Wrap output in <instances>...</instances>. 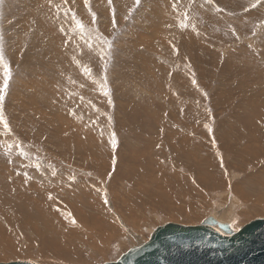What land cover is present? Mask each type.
<instances>
[{
  "label": "rangeland",
  "instance_id": "obj_1",
  "mask_svg": "<svg viewBox=\"0 0 264 264\" xmlns=\"http://www.w3.org/2000/svg\"><path fill=\"white\" fill-rule=\"evenodd\" d=\"M20 1H24V3L19 4L18 2ZM31 1L0 0V37H2V40H0V49H2L3 54V64L0 65V89L3 90L2 92H0V95H2L3 97L2 99H0V115H2L4 119L9 122V125L12 129L11 133H5L3 131L2 125H0V229H5V231L6 229H8V231L12 233L10 238L11 242H15V245H12L14 248L10 245V247L15 250H13L14 255H10L9 253V255H6L5 257L0 256L1 258H4L1 259L0 263H8L18 260H31L36 262L37 264H40V262L44 261L54 262L56 264H105L116 260L121 253L124 254L125 252H127L129 250V247L139 246L141 245V243L147 241L150 237V230H154L155 228L163 226L165 225V223H173L167 222L170 218H168L162 211L152 210L151 208H147V206L145 208H142L141 206V213H135V215L138 214L146 220L149 219L148 224L141 226L142 228L140 230L136 228V225L132 224L131 226L130 224H128L124 231L125 235L123 237H119V240L114 239L107 244L108 250L106 254H94L95 258H93L92 260L83 257V252H76L74 253L75 256H72L71 258L67 254H65V256L64 254H61V251L63 249H71L70 247L66 246L68 244L69 246H73L75 243L76 247H74V245L73 248H77L78 251L84 248L83 251L87 250L88 252L89 250L86 247L92 244H87L86 241L88 240H86L85 238L77 239L76 237V239L72 238L70 242L62 238L61 242H58L59 240L56 238V242L58 243H54V240L53 242L52 240L50 241V239L48 238L49 232H46L48 233L47 235H45L46 233L39 232V229L44 230L45 224L43 223L42 218L37 216L33 211V208H35L33 204L43 201V199L38 196L39 193L36 192L37 190L32 192L34 190V185L36 184V186L40 188H38L39 190H41L43 193L48 194V197L50 194L52 198L54 197V201L53 199L48 198L47 205L49 208H58L63 205L61 207L63 211L65 208H68L66 203L68 200L69 203L79 202V204H77L78 208L81 207L80 209L82 210L85 209L88 212H92L91 209L87 210V205H82L80 203L81 198L75 197L74 194H52V186H54L55 182H49L47 175H45L46 173L42 170L38 174L40 170L39 168L41 167L40 165L32 167L33 163L44 162L48 161L47 159H49L50 166L53 167L54 170H57V168H61L60 163L56 162V158L51 155V152H49L50 149L47 145L53 148V144L54 146L63 144L61 140L65 139L64 136L66 132L58 133V135L57 133H55V136L53 135L55 139L52 140L51 138V130H54L51 126L54 125L60 130L61 126H58V124H60L61 121L59 120L60 122H57V120L63 115V117H66L67 115L70 118L73 117L77 121L82 120L80 122L81 126L83 127V125H85V128L83 127L82 131L86 132L88 135L91 134V132L93 133V131H87V128H95V132L97 131L96 133H99L97 134L98 138L101 137V140L98 142V144L102 146L110 145V148L113 147V165L115 166L116 171H118V169H120V167L122 166H125V164H127V166L133 164L130 161L124 162L122 160L125 156H127V158L129 159V153H132L131 149H129L131 147L127 148L126 146L140 142V144H144L147 141L146 138H151V135L149 133L157 132L156 134L160 136V139L163 140V138L167 136V132L168 134H172V132L174 131H179L178 133H180V139H177L179 140V142L184 136L187 137L188 132H186V130L188 128L185 129L184 124L187 125L188 123V127L189 125L193 124V122L191 123V121H194V118L193 116L191 117L190 112H187L191 109L193 110V114H195V116L200 113L203 116L206 115L204 117L205 119H203L204 121L206 120L204 124H207L209 126L207 134L208 142L209 139L212 141L208 143V146L212 147L214 154L218 156L220 162L227 160L231 161L232 163L233 158H231V156H237V154L235 153H237L239 150H241L242 152V149H249L251 145L248 140L252 135L255 141H253V138L251 139L254 142H252L253 147L251 148L254 149V151L256 152H254V154L257 157H254V154L252 156L247 154L248 156L245 155L243 158L246 163L251 159V161L257 160V168L255 165H252L253 162H249L250 167L248 168V170L257 172L259 171V174H261L259 177L264 176V0H211V2H208V0H192V3H189V0H187L190 6L193 5L192 7L195 8L197 6L196 9H198L196 10V14L193 19V16L190 17L191 13L188 11L189 9H185L183 2L177 5L178 12H174L171 6L172 0H165L166 3L168 1L167 6H169V10H171L170 14H172L167 15L165 13L164 17L165 19L166 16L168 17V19L172 17L171 22L173 23L171 24L172 26L170 25L172 32L177 31V28H179V25H177L178 18H176V16H182V13L185 10L188 11V15L191 18V20H188V23H190V27L192 26V28H189L191 32V34H189L193 39L191 44L189 45L190 48H187L185 41H180L176 34H171L172 37H169L168 34V36H165L164 39L167 38L168 40H170L168 43L171 49L175 45L178 46L180 42L183 45L181 50L182 56L179 57V53L175 52L178 48L176 46L174 47L173 51H169L171 55L169 54L167 60L164 61L162 60V58H160L162 56L160 47L157 49H152V53L150 49V56L148 55L149 58L146 59L147 61H144V59L142 58L143 60L141 62L136 56L139 53H145V51H147V44H149L151 41H157L160 44L161 41V37H156L153 32L150 33L148 31L149 33L147 35L142 33L144 29L149 28V26H146V24L148 23V15H150L147 14L146 10L142 9V6L145 5L144 2L149 1L148 5H146L147 8L150 7L152 3H154L158 4V7L156 9L158 10L160 6H163L162 8L166 6L165 1H161L160 4V1L158 0H140L139 6H136L134 0H112V5L110 7L108 4V0H90L88 8H91V10L95 12L97 16V23L95 25H92L88 8H85L84 11L82 10V12L84 13L83 15L81 14L80 10H78L79 4H77L76 1L75 3H73L72 0H69V5L72 2L73 7H71L74 10L76 9L75 12L77 18L86 26L85 32L81 34L79 30L76 29L70 14L68 16H65L63 11H61L59 15L57 14L56 6L61 5V0H52V9L48 4V8L46 7V10L51 13V16L54 13L53 18L57 20V23L53 20V24L49 25H53V28L56 29L54 30L59 32H56L57 34L54 35L56 38L48 35L51 29L46 25L39 24L37 20L25 16V9H28L27 7H29L30 9L34 7H32ZM167 6L166 8H168ZM112 8L115 9L116 15L117 24L115 28L112 27ZM129 8H134V11L131 13V15H129L128 13ZM139 11L141 12L140 14ZM204 12V15L207 16L205 17V19L202 17V14ZM125 16H128L127 20L125 19ZM155 17L159 19L160 15L159 18L156 15ZM62 18H64V20ZM215 18H217V20ZM68 21L69 23L72 22L70 24L74 25V32H67L68 30H66V25ZM61 27H65L64 31L66 33L64 31H60ZM141 28H143V30ZM93 29L97 30L95 32V35H99L102 38L100 43H97L92 39L93 48L95 49L96 55H92V53L89 54V48H86L88 47V45L85 44L90 39L89 32H91ZM136 30L139 32L142 31V36H145L144 39H140L141 41L139 40V35H137L135 32ZM168 30L169 29L166 28L165 32L169 33ZM57 36H62L63 42L65 41V39H70L69 41H67V46L65 45V42H61ZM75 36H77V41L73 38ZM52 39L56 41L55 43L59 42L58 45L62 46V52H65L66 49L68 50L63 54L64 62L60 64H57L56 61H51V58H49L47 46L48 44H51V42L53 41ZM57 39L59 41H57ZM103 41H107V43H103ZM128 42H130L132 46L128 47L127 45H125V47H123V44H128ZM143 42H145V44ZM100 44L103 45L102 48L100 47ZM72 49L74 52L75 50H78L77 53L79 52L80 55L82 51L83 57L85 55H90L91 60H93L94 62L97 61L96 65L91 68V75L89 77L85 78V76L82 74L81 67H78L76 63L77 59L74 60L73 57L75 56L71 55L70 50ZM84 50L87 52L86 54H84ZM125 50L128 51V53H125ZM98 51H103V59H100V56L98 55L99 53L97 54ZM172 54H174V57L172 56ZM169 57L170 59H168ZM182 57H184L185 59ZM30 59H33V62L31 66H28V64L30 63ZM159 59L161 60L160 62ZM172 59H174L175 61ZM180 62H184V65L190 66L188 69L190 71L186 72L185 69H182L179 72H176L174 75L175 68H173V66L179 64L183 65ZM79 63L81 66H86L85 60L81 62L79 60ZM154 63H157V65H155ZM171 63L175 64L172 65ZM5 65L8 67L10 73L8 76L6 87L4 85ZM25 65L31 68L30 70H27L29 72L25 71V69H22V67ZM163 68L166 71L162 76V73L160 72ZM32 70H35V72H33ZM173 76H175V78ZM193 78L196 80L195 85H193L192 83ZM73 81H75V83H73ZM81 85H83V87H81ZM17 87L19 89H16ZM22 89H26L27 92ZM38 89L42 91H35ZM105 92H107L108 95H105ZM167 92H172V95L171 93L169 94ZM39 93H41L42 96L39 95ZM81 97H83V99H81ZM119 103L130 106V110L128 111V113H131L129 114V116L128 114H124L123 111H120ZM153 110H155V113L160 116L159 124L154 123L156 122V118L148 119V117H146L148 116L147 114H149V111L151 112ZM174 116H176V120H173ZM53 118L54 120H52ZM133 118L136 122L140 123H143V119L145 118L147 120V123H149L148 125L144 123L145 125H147V129L145 128V130H143L145 132L142 133L140 131H137L141 133V135L137 138L134 136L135 132L133 131L134 127L132 124ZM184 119L186 121H184ZM32 120L36 121L37 128L38 126H40V128L35 129L36 127L33 126V123L31 124ZM49 122H52L53 124L50 125ZM202 124H194V128L202 130L204 134V130H207V128H204L203 130V127H201ZM163 127L164 129H162ZM250 127L252 128V131L248 132L250 130ZM39 129L40 131L42 130L41 132H38L42 138L40 142L39 139L33 138L37 134V130ZM31 130L32 134L31 136H28V132ZM138 130H141V128H138ZM101 132H104V136H100ZM183 132H186L185 135L183 134ZM198 135L196 132L195 136L193 135L194 139L197 138L198 143L204 145L205 142H203V135L200 136L202 140L201 138H198ZM113 136L115 137L116 141L115 146H113L111 142ZM81 137H83V139L88 142H93V140L91 139L87 140L83 135H81ZM166 138L167 137H165L164 139ZM177 140L175 142L176 144H184V147L182 148L189 147L186 142L182 143L183 139L180 143ZM13 142L15 143L14 145L12 144ZM46 142H52V145H45ZM213 143H215V145ZM9 144L11 145L9 146ZM224 146L225 149H223ZM203 149L204 152L206 151L207 147ZM99 150H101L100 147ZM13 151L15 152V154ZM21 152L25 153L28 159L22 163L18 158L19 156H21ZM236 156L234 157L236 158ZM29 157L36 162H29ZM144 163L145 162L134 163V165L139 166L140 174L146 173V170H144V168L146 167ZM16 165H19L20 167L17 166L16 168ZM21 166L26 167L28 171H21V169L23 168ZM13 167L16 169L15 172H13L15 170ZM10 168L13 169L11 171V175L8 176L9 174L6 173V169ZM32 169L36 171L38 177L35 172H32ZM61 169L63 170V172L59 171L61 176L58 174V177L56 176V171H49L51 174L55 173L53 175L57 177V180L60 179L59 181H56L55 184L57 185L54 186L55 188L59 189L65 187L71 189L72 187H76V185L81 183L78 182L81 180V178H84L85 180L94 179V181H96L95 183L97 185H100L98 190L103 196V200H108L110 198L107 204L103 202L106 207L112 208L110 209V214H113V217L116 220H119V218L128 215V213H126V209L121 205V200L119 201V199H126L125 201L128 202L130 198L129 196L126 197L125 195L129 194V192H133L134 187L133 185L127 183V180L123 175H119L118 173L114 175L115 171L112 170L109 177H104V175H99L96 170L91 169L96 172L85 171L81 173V171H79V174H77L72 171V175H66L67 177L65 178L63 174L68 173L69 170L68 168L67 170H65V167ZM235 172H238V177L234 180L233 183L238 182L237 184L239 185V183H241L240 181L243 182L246 176L242 172ZM182 173H185V171ZM2 176H5V178H2ZM61 179L64 181H62ZM5 183L7 186H5ZM110 183L112 184L110 185ZM146 183H149V181H146ZM30 184L32 185L30 186ZM110 186L112 189L110 188ZM23 188H25V190ZM113 189L118 193L120 192V195L118 194L119 199L113 197ZM19 190L21 191V195H26L27 193L29 195L31 194L30 199L32 200L28 201L26 197L17 198L15 195H18ZM105 190H107V194ZM121 191L123 192V194ZM254 191L255 192L254 194L252 193V196H264V191L261 190V193L259 190ZM210 192L208 191L205 195H202V199H196V203L200 205L198 207H202L203 209L201 208V211H204V213L200 211L201 214L199 216L213 212L212 206H215L219 201L217 195H214L216 191ZM217 192H222V190H217ZM237 196L239 198V195ZM145 197L142 199L143 201H148L152 196L149 195L147 196L148 198ZM19 203L20 206L18 205ZM56 204L61 205L58 206ZM211 204L212 206H210ZM247 206L250 205L248 204ZM244 209H247V207ZM28 210H32L31 213ZM247 216L249 218L247 220L241 221L240 224L235 227L236 230L257 218H264L263 216L250 217L251 214H247ZM71 217L72 219L75 218L74 216ZM199 218L200 217H198V219H194V224H198V221L200 220ZM163 221L166 222L163 223ZM181 222L183 224L188 223L187 221L183 220H181ZM136 233H139L140 239L144 240L140 244L135 243L134 241L132 242L130 239V236ZM0 234L2 233L0 232ZM55 236L56 235H52V237ZM80 239H82V241H79ZM83 240L85 242H83ZM62 242L64 243L62 244ZM54 244L55 247H53ZM59 244L62 246V249H60L61 246H59ZM56 246L60 248H56ZM38 250H40V252ZM70 252H72V250H70ZM41 254L43 256H40ZM9 256L12 259L9 258ZM15 256L17 257L15 258ZM5 258H8V260ZM66 259H68L69 261Z\"/></svg>",
  "mask_w": 264,
  "mask_h": 264
},
{
  "label": "bare ground",
  "instance_id": "obj_2",
  "mask_svg": "<svg viewBox=\"0 0 264 264\" xmlns=\"http://www.w3.org/2000/svg\"><path fill=\"white\" fill-rule=\"evenodd\" d=\"M75 1L77 2V4H79L78 10H80L81 14L84 15V13L82 12V10L84 11V9L86 8L84 6V0H75ZM158 1H160V4H161V1L164 2L165 0H158ZM31 2H32V7L33 6L34 7L32 9H30L29 7H27L28 9H25V16L37 20L39 22V24L46 25L48 28L51 29V31H50V33H48V35L53 36L54 38H56L54 35L57 34V33H59V32L55 31L56 29L53 28L54 27L53 25L52 26H49V25L53 24V20L57 23V20L53 18L54 13L51 16V13L46 10L47 5L49 4L48 3L49 0H32ZM182 2L184 3L185 9L188 8L189 9L188 11L191 14L193 13L192 15L189 13L190 14V17L193 16L192 17V19H193L194 16H195V14H196V10H198V9H196L197 6H196V8L195 7H192L193 5L190 6L187 0H182ZM5 3H3V4H5ZM18 3L19 4H23L24 1H20ZM144 3H145V5H143V4H142L143 6L141 5L142 6V9L146 10L147 11V14H150V15H148L149 18H147V21H148L149 24L148 23L146 24V26L148 25L149 28L144 29V30H143V28H141L143 30V32L142 31L141 32L144 33L145 35H147L149 32L150 33L153 32V34L156 35V37H158V38L161 37V41H160V44L157 41H153V42L151 41L149 44H147V47H146L147 48V51H145L146 54L144 52H142V53H139L136 56L140 60V62L143 59L145 61L147 58H149V56H150L149 55L150 54L149 50L150 49H151V53H152V49H157V48H160V47H161L160 48V52H161L162 56L161 57L159 56V57L162 58V60H164V61L167 60V57L170 54L169 51H173L174 47L177 46V45H175V46H173L172 49L170 48V45L168 43L170 40H168L167 38L164 39V37L165 36H168V34H169V37L171 36V34H176V36L178 37V39H180V41H182V42L185 41L186 47L187 48H190L189 45L191 44V42H192L193 39L190 37L191 32H190V29L189 28H192V26L190 27V23H188V27L187 28L182 29V28L179 27V28H177V31H173L172 32V29H171V26H172L171 24L173 23V22H171L172 21L171 20L172 17L170 19H168V17L166 16V19L167 20L164 17V14L165 13L167 15H169L170 14V11H171V10H169V6H167L168 5L167 4L168 1H167V3L165 1V5L168 8H166V6L164 8H162L163 6L162 7L160 6V8H158V10H156L157 7H158V4H154V3H152L151 5L149 4L150 7L147 8L146 5H148L149 1H146ZM72 4L73 3L71 2L69 6L71 7ZM50 6H51V9H52V6L53 5H50ZM171 6H172V4H171ZM209 9H210V7H209ZM140 13L141 12L139 11V14ZM204 14H205V12L202 14V17L205 19V17H207V16L204 15ZM155 15L158 18H159V15H160V18L157 19L155 17ZM211 15H212V13H211ZM60 16H61V14H60ZM181 17L182 16H179V17L176 16V18H178L177 25H179L181 23V21H182V18ZM190 17H189V19L191 20ZM42 19H43V21H42ZM62 19L64 20V18H62ZM215 19L217 20V18H215ZM136 20H138V19H136ZM40 21H42V22H40ZM66 22H67V20H66ZM70 23H72V22H70ZM70 23L68 21V23L66 25L67 26L66 27V30H68L67 32H74V30H75L74 28L75 27H74V25H72ZM191 23H192V21H191ZM155 25H157V26H155ZM46 26H41V27H46ZM224 27H226V26H224ZM166 28L169 29L168 30L169 33L165 32V29ZM135 32H136L137 35H139V37H140L139 40L142 39V38L144 39L145 36H142L143 34L141 32H139L137 30ZM69 34H72V33H69ZM78 34H79V32H78ZM162 36H163V38H162ZM86 37H88V36H86ZM58 38H59V40L61 42H63V37L62 36H60ZM73 38H74V40L76 39V41H77V36H75ZM154 38H155V36H154ZM91 39L95 40L94 38H91ZM162 39H164V40H162ZM59 40L57 39V41H59ZM69 40L70 39H68V40L65 39V41H69ZM55 42L56 41L53 40L51 42L52 46H51V44L50 45L48 44V46H47L48 47L49 58H51V61H54V62L56 61L57 64H60V63L64 62L63 54L66 53L68 50L66 49L67 48L66 47L65 48L66 51L65 52H62L61 51L62 46L61 45H58L59 42L58 43H55ZM70 42H72V41H70ZM63 43H61V44H63ZM143 43L145 44V42H143ZM7 44H8V42H7ZM85 44H87V43H85ZM125 45H127L128 47L132 46V44L130 42H128V44H123V47H125ZM221 46H222V44H221ZM0 47H1V45H0ZM177 47L178 48L176 49L175 52H178L179 53V57H180V56H182L181 55L182 54V51L181 50H182V47H183V45L181 44V42L178 44ZM86 48H88V47H86ZM192 49H190V50H192ZM186 50H188V49H186ZM70 51H71V55L75 56V59H77L76 61H79L80 60V62H81V61L85 60L86 61V66H88L90 68H93V66L96 65V62L97 61L94 62L93 60H91V56L90 55H85L83 57L82 51H81V55L79 54V52L77 53L78 50L77 51L75 50V52H74L73 49H72ZM88 52H90L89 54L92 53V55H96V52L95 51H88ZM86 53L87 52L85 51L84 54H86ZM98 53H99V51L97 52V54ZM125 53H128V51L125 50ZM183 53H185V52H183ZM189 53H188V55H189ZM172 56L174 57V54H172ZM176 58H178V57H176ZM182 58H184V57H182ZM168 59H170V57ZM194 59H195V57H194ZM172 60H174V59H172ZM180 60H182V59H180ZM160 61L161 60L159 59V62ZM32 62H33V59L32 60L30 59V63L28 64V66H31L32 65ZM44 62H46V61H44ZM180 63H182V62H180ZM154 64L157 65V63H154ZM162 64H164V63H162ZM173 64H175V63H173ZM183 65H180L179 64V65L173 66V68H175L174 69V75H175L176 72H179L182 69H185L186 72L187 71H190V70H188L190 66H186V65L183 66ZM156 67H160V66H156ZM22 69H25V71H27L28 69L30 70L31 68L30 67H27V65H25V66L22 67ZM165 71L166 70L164 68L161 70L160 73H162V76H163V74H164ZM27 72H29V71H27ZM33 72H35V70ZM173 77L175 78V76H173ZM157 79H158V77H157ZM41 84H42V82H41ZM16 89H19V88L17 87ZM40 89L35 90V91H42ZM22 90H25L27 92L26 89H22ZM43 90H44V88H43ZM167 93H169V94L171 93V95H172V92H167ZM36 95H37V92H36ZM39 95L42 96L41 93H39ZM52 104H53V102H52ZM119 108H120V111H123L124 114H128V116L131 113V112L128 113V111L130 110V106H127L126 104L119 103ZM190 108H191V106H190ZM155 112H156L155 110H153L151 112L149 111V114H147L148 116H146V117H148V119H150V118H152V119L153 118H156V120H155L156 122H154V123L159 124V117L160 116H158ZM187 112L188 113L190 112L191 113V117L193 116V118H194V121H191V123L193 122V124L192 125H189V127L191 126L190 128L188 127V123H187V125L184 124V128L185 129L188 128L186 130V132H188L187 133L188 135H187V137L184 136L183 138H181V140L182 139L184 140V141L182 140V143L183 142L184 143L186 142L187 145L189 146L188 148H182V147H184V144L182 145V144H176L175 143L177 139H180V136H179L180 133H178L179 131L178 132L177 131H174V132H172V134H168V132H167L166 133L167 136H165L167 138L164 139L165 138L164 137L163 140L160 139V136H158L156 134L157 132L156 133H149L148 132L151 135V138H149V139L146 138L147 141L144 144H140L141 143L140 142V143H133V144H130V145L126 146L127 148L128 147H131L129 149H131L132 153H129L130 154L129 159L127 158V156H125V157H123L122 160L124 162L125 161H127V162L130 161L133 164L132 165H128V166H127V164H125V166H122V167H120V169H118L119 172L116 171V168L113 165V159H114L113 158L114 157V151L112 150L113 147L110 148L109 147L110 146L109 144H108L109 146H106V145H103L102 146V145L98 144V142L101 140L100 139L101 137L98 138L97 134H99V133H96L97 131L95 132V128H91V129H89V127L87 128V131L88 130H92L93 131V133L91 132V134H89L90 135L89 136L86 132H83L82 131L83 130V127L85 128V125H83V127L81 126V123L80 122L82 120L81 121L80 120L77 121L75 118H73V117L70 118L68 115L67 116L65 115L66 117H63L64 115L61 116L60 118L58 117L59 119L57 120V122H60V121L62 122V123L60 122V124H58V126H61V129L60 130L57 127H55L54 125H52L53 124L52 122H49L50 125H52L51 126L52 129H54V130H51L52 131V133H51L52 134V137H51L52 140L55 139V137H54L55 136L54 135L55 133H57V135H58V133H65L66 132V134L64 136L65 139L61 140V142L63 144H59L58 143L59 145H55V146H54V144L52 145V142L51 143L50 142H46V144H45V145L51 144L53 146V148H52L51 146L49 147V145H47L48 148L50 149L49 152H51V155L56 158V160H57L56 162H59L60 163V167L61 168L65 167V170H67V168H68V170H69L70 173L69 172L68 173H64L63 176L65 178L67 177L66 175H72V171L75 172V173H77V174H79L78 173L79 171H81V173H83L85 171H92V172H96L97 171L99 175H104V177H106V176L109 177V175L111 174L110 172L112 170H114L115 171V174L114 173L113 174L116 175V173H118L119 175H123L125 177V179L127 180V183L133 185L134 191L133 192H129V194H126L125 195L126 197L129 196V198H130V200H128V202H127V201H125L126 199H119L118 198V194L120 192L118 193L117 191H115L113 189L114 190V192H113L114 196L113 197H115L116 199H119V201L121 200V205L126 209V213H128L127 216L121 217V218H119V220L118 219L116 220L113 217V214H110V209H112V208L106 207L105 204H103V202H104L103 196L100 194V192L98 190V188H99L100 185H97L95 183L96 181H94V179L85 180L84 178L83 179L81 178V180L79 179L80 181H78V182H81V183L78 184V185H76V187L75 186L72 187L71 189L65 188V187L59 188V189L58 188H55L54 186L57 185V184H55L56 181H59L60 180V179L57 180V177L60 175V172H63V170L61 168H57V170H54V168L50 166L49 159H47L48 161L38 162L37 163L36 161H34L33 159H31L29 157V162L30 161L31 162L32 161L36 162V163H33V164L31 163L32 164V167H36L38 165L41 166L39 168L40 170H39L38 174L42 170V171H44L46 173L45 175H47V178L49 179V182L50 181H52V183L55 182L54 183V186H52L53 188L51 187L52 188V194H59V195H61V194L63 195L64 193L66 195H72V194H74L75 197L81 198V201L80 200L79 201H80V203L82 205H84V204L87 205V210L88 209H91L92 210V212L91 211L88 212L85 209L82 210V209H80L81 207L80 208L77 207L78 206L77 204H79V202H77V203H75V202L69 203L67 199H66L67 200L66 203H67V207L68 208H65L63 211L61 209V207L63 205H61V204H56L58 206L61 205L58 208H56V207L49 208L48 205H47L48 204V198H49L48 197V194L43 193L41 190H39L40 188L37 187L36 184L33 182L35 185H34V190L32 192H34V191L37 190L36 192L39 193L38 196H40V198L43 199V201L40 202V203L33 204L32 202H34V201L31 202L35 206V208L32 207L34 213L37 216L41 217L42 220H43V223L45 224L44 230H46V231H44L42 229H39V232H41V233L49 232L48 238L50 239V241L52 240V242L54 240V243L61 242L62 239H66L68 242H70L72 240V238H75V237L77 239L78 238H82V239L85 238L86 240L89 241V242L86 241L87 244L88 243H90V244L92 243L89 246L85 245V246H87L86 248L89 250V252L87 250H84L83 251L84 248H82L79 251H78L77 248L76 249L73 248V246L75 245V243H74L73 246L71 244H70L71 246H69V244L66 245V246H68V247L71 248L70 250H72V252H70V250H69L68 247H67L68 249H63L62 251L61 250H58V251H61V254H64V256H65V254L69 255L70 258L72 256H75L74 253H76V252H83L82 253V256L83 257H85L86 259H91L92 260L93 258H95V255L94 254H101V255L102 254H106L107 253V250H108L107 244L110 243L111 241H113L114 239L117 240L119 237H123L125 235V232L124 231H125V229H126V227H127L128 224H130L131 226H132V224L136 225V228H138V230H140L142 228L141 226L148 224L149 219L146 220L145 218L139 216L138 214L135 215V213H141V206H142V208H145L147 206V208H151L152 210L162 211L168 218H170V219H168L167 222H173V223H165V225L166 224H174V225H179V226H183V227H195V226L202 225V223L204 221H206L207 219H211L212 221H214L216 223L214 225V228L216 230H218L219 232H221L223 235H228L230 233L237 232L240 228L238 230H236L235 227H237L238 224H240L241 221L247 220L249 218L247 216V214H251L250 217H262V216L264 217V196H259V195H256V194H255L256 196H252L254 194V192H255L254 190H259L260 193H261V190L264 191V182H263L264 181V178H263L264 176L263 177H259L261 175V174H259V171L257 172V171L248 170V168L250 167L249 162H253L252 165H255L256 168H257V166H258V161L257 160L251 161L252 160L251 159V160H249L247 162L248 163L247 164L246 161L243 158L247 154L250 155V156H252L254 154L255 151L251 147H253L252 146V142L255 141V139L252 137V135L250 136L248 142H250L251 147L250 148L248 147L249 149H242V152L243 153L241 152V150H239L240 152L238 151L237 153H235V154H237V156L236 155H233V157L231 156V158H233L232 163H231V161H227V160H225L223 162H220L219 159H218V156H216V154H214V151H213L212 147L208 146V143L209 142H212V141L209 139V142H208V136H207V134H208V127L209 126L207 124H204V122L206 121V120L204 121V119H205L204 117L206 115L203 116L200 113V114H197V116H195V114H193V110H191V109H190V111H187ZM77 117H78V115H77ZM191 117H189V118H191ZM145 118L143 119V121H144L143 123L136 122L135 119L133 118V121H132V124H133V127H134L133 128L134 129L133 131L135 132L134 136L136 138L141 135L140 132H142V133L145 132L143 130H145V128L149 124V123H147V120H146L147 118L146 119ZM207 119H209V118H207ZM52 120H54V118ZM118 120H120V119H118ZM173 120H176V116L173 117ZM211 120H212V117H211ZM150 121H152V120H150ZM184 121H186V120L184 119ZM121 122H123V121H121ZM202 122H203V124H202ZM32 123H33V126L36 127L35 129L40 128V126H38V128H37V122L36 121L32 120L31 121V124ZM144 123L147 124V125H145ZM200 123L202 124L201 127H203L202 128L203 130H204V128H207V130H204V132H205L204 134H203L202 130H198V129H195L194 128L195 127L194 124H199L200 125ZM62 127H63V129H62ZM138 128H141V130H138ZM162 129H164V127ZM178 130H180V129H178ZM41 131H40V129L37 130V134L33 137L35 139L36 138L39 139V142L41 141L42 138H41V136L39 135L38 132H41ZM137 131H140V132H137ZM250 131H252V128L251 127H250V130L248 132H250ZM196 132H197V135L199 133L198 138H201L200 136L203 135L202 138L204 140L203 142H205L204 145L198 143V141H197L198 139L197 138H195L196 140L194 139L193 135L195 136V133ZM185 133L183 132L184 135H185ZM31 134H32V130L28 132V136H31ZM103 134H104V132L103 133L101 132L100 136H104ZM189 134H192V135H189ZM81 135L85 136L87 140L88 139L93 140V142L86 141L85 139H83V137H81ZM202 138H201V140H202ZM252 138H253V141L251 140ZM30 139H32V138H30ZM181 140H180V142H181ZM44 141H46V140H44ZM169 141H170V143H169ZM177 141L179 142V140H177ZM54 142H56V141H54ZM4 143H6V142H4ZM12 144L14 145L15 143L13 142ZM213 144L215 145V143H213ZM255 144H257V143H255ZM10 145L11 144H9V146ZM131 145H134V146H131ZM168 146H169V149H168ZM99 147L101 148V150H99ZM206 147H207L206 151L203 152V150H204L203 148H206ZM14 149H15V147H14ZM223 149H225V146L223 147ZM209 150H210V152H209ZM202 152H203V154H202ZM21 153H20L21 156H19L18 158H19V160L22 163V162H24V161H26L28 159H27V156L25 155V153H23V152H21ZM14 154H15V152H14ZM234 156H236V158ZM255 156L256 155L254 154V157ZM31 157H32V155H31ZM119 162H120V160H119ZM140 162H145L144 163V165L146 166L144 168V170H146V173L145 174L144 173H141L140 174V172H139V166L134 165V163H140ZM17 164H18V162H17ZM222 165H223V167H222ZM2 166H4V165H2ZM17 166H19V165H16V168H17ZM21 167H23L21 169V171H24V170H27L28 171V169L26 167H24V166H21ZM259 167H261V166H259ZM240 168H241V170H240ZM12 169L11 168L10 169H6V171H7L6 173L9 174L8 176L11 175ZM36 169H38V168H36ZM91 169H94L96 171H93ZM53 170L57 172L56 173V176L57 177L55 175H53L55 173L52 172L53 174H51L49 172V171H53ZM15 171H16V169L13 172H15ZM27 171H25V172H27ZM184 171H185V173H182ZM235 171L242 172L246 176V178L243 180V182L239 180L241 182V183H239V185L237 184L238 182H235L236 184L233 183L234 180L238 177V175H237L238 172L236 173ZM17 172H18V169H17ZM25 172H24V174H25ZM32 172H35V174L37 175V173H36V171L34 169H32ZM2 174H4V173H2ZM36 175H34V176H36ZM0 176H1V174H0ZM37 177H38V175H37ZM2 178H5V176H2ZM69 179H71V178H69ZM3 181H4V179H3ZM62 181H64V180H62ZM146 181L147 182L149 181V183H146ZM75 183H77V182H75ZM93 183H94V185H93ZM12 184H13V182H12ZM111 184L112 183H110V185ZM31 185L32 184H30V186ZM5 186H7L6 183H5ZM22 186H20V187H22ZM59 186H62V185H59ZM29 188H32V187H29ZM110 188H111V186H110ZM16 189H18V188H16ZM23 189L25 190V188H23ZM20 190H19L18 195H15L17 198H19V197H26L28 201H31L32 200V199H30V197H31L30 195L31 194L29 195L28 193L27 194L25 193L26 195H21L20 192L22 190L21 191ZM48 190H49V188H48ZM217 190H222V192H219L218 193ZM30 191H31V189H30ZM105 191H106V194H107V190H105ZM208 191L209 192L210 191H212V192L216 191V193H214V195H217V197L219 198V201L217 202V204L215 206H212V204L210 205L213 208V212H210V213H207L205 215L199 216L201 214L200 211H201V208L202 207H198L200 205H198L196 203V199H200V198L202 199V195H205ZM122 194H123V192H122ZM146 195L147 196L151 195L152 197L149 198L148 201H143L142 199ZM237 195H239V198H238ZM187 200H189V201H187ZM53 201H54V199H53ZM202 201H204V200H202ZM49 202H50V200H49ZM248 204L250 206H247ZM18 205L20 206V203ZM246 207H247L248 210L247 209H244ZM28 211L31 213L32 210H28ZM201 212L204 213V211H201ZM118 214H119V212H118ZM115 215H117V214H115ZM71 216H74L76 218V219L74 218L75 221H76L75 224H72L71 223V220H72V217ZM240 216L243 217V218H241ZM198 217H200L199 218L200 220L198 221V224H194V222H193L194 219H198ZM238 217H239V219H238ZM181 220L187 221L188 223H184L183 224L181 222ZM255 220H264V218H257ZM233 221L235 222L234 224H233ZM164 222H166V221H163V223ZM229 224H233V227H231V228L228 227ZM218 225L224 227L223 229H225V231H223L220 227H218ZM152 230H150V237H151L152 233L154 232V230L153 231ZM226 230H227V232H226ZM0 232L2 233V234H0V256L5 257L6 255H9V253H10V255L13 254L14 253L13 252V250H14L13 249L14 248L13 246L15 245V242H11V239L10 238H11L12 233H10L8 231V229H6V231H5V229H0ZM138 232H140V231H138ZM47 234L48 233H46L45 235H47ZM52 235H56V236L55 237H52ZM150 237H149V239H150ZM56 238L59 240L58 242H56ZM82 239H80L79 241H82ZM130 239H131L132 242L134 241L135 243H139V244L144 241V240L140 239V234L139 233H136L134 235H131L130 236ZM148 240L145 241V242H143V243H141V245H139V246H132V247H129L128 249L138 248V247L146 244L148 242ZM120 241H122V240H120ZM83 242H85V241L83 240ZM63 243L64 242H62V244ZM71 243H73V242H71ZM10 245L11 246L13 245L12 246L13 248L10 247ZM59 246H61V245L59 244ZM5 247H6V249H5ZM53 247H55V244H54ZM74 247H76V245ZM56 248H60V247H57L56 246ZM60 249H62V246H61ZM38 251L40 252V250H38ZM56 251H57V249H56ZM44 253H46V252H44ZM16 255H17V253H16ZM121 255H123V254L121 253L119 255V257ZM40 256H43V255L41 254ZM16 257L17 256H15V258ZM9 258H11V257L9 256ZM41 258H43V257H41ZM1 259H4V258H1L0 257V261H1ZM5 259L8 260V258H5ZM73 259H75V258H73ZM66 260H68V259H66ZM116 260H114L112 262H115ZM18 261H31V260H18ZM12 262H17V261H11V262H8V263H12ZM31 262L37 264L34 261H31ZM8 263H0V264H8ZM109 263H111V262H109ZM40 264H56V263L44 261V262H40Z\"/></svg>",
  "mask_w": 264,
  "mask_h": 264
},
{
  "label": "water",
  "instance_id": "obj_3",
  "mask_svg": "<svg viewBox=\"0 0 264 264\" xmlns=\"http://www.w3.org/2000/svg\"><path fill=\"white\" fill-rule=\"evenodd\" d=\"M215 224L207 219L195 227L160 226L146 244L105 264H264V220L251 221L228 235L216 230Z\"/></svg>",
  "mask_w": 264,
  "mask_h": 264
},
{
  "label": "snow or ice",
  "instance_id": "obj_4",
  "mask_svg": "<svg viewBox=\"0 0 264 264\" xmlns=\"http://www.w3.org/2000/svg\"><path fill=\"white\" fill-rule=\"evenodd\" d=\"M73 3H75V0H72ZM89 2L90 0H84V6L86 8H88L89 6ZM182 2V0H172V9L173 11H177L178 12V8H177V5H179L180 3ZM208 2H211V0H208ZM134 3L136 6H139L140 4V0H134ZM189 3H192V0H189ZM49 4L51 5L52 4V0H49ZM108 4L109 6L111 7L112 5V0H108ZM62 5V6H61ZM61 5H57L56 6V12L57 14L59 15V13L61 11L64 12L65 16H68L69 14L71 15V19L73 21V23L75 24V27L77 30H79V32L82 34L85 32L86 30V26L77 18V15H76V12L75 10L69 6V0H61ZM89 10V14L91 16V23L92 25H95L97 23V16H96V13L93 12L91 10V8H88ZM134 11V8H129L128 9V13L129 15H131V13ZM182 21L181 23L179 24V27L182 28V29H185L188 27V20H189V15H188V11L185 10L183 13H182ZM125 19L127 20L128 19V16H125ZM116 15H115V9L112 8V27L115 28L116 27ZM194 27V26H193ZM60 31L63 32L64 31V28L61 27L60 28ZM97 30L96 29H93L91 32H89V36H90V39L86 42L87 45H88V48H89V51H95V49L93 48V41L91 39V37H94L95 41L97 43H100L102 38L99 36V35H95V32ZM0 40H2V37H0ZM103 43H107V41H103ZM65 45L67 46V41H65ZM101 48H102V44H100ZM99 56H100V59H103L104 57V53L103 51H100L99 52ZM73 59L75 60V57H73ZM78 67H81V70H82V74L85 76V78L89 77L91 75V68L88 67V66H81L79 61H76ZM3 64V54H2V49H0V65ZM9 69L8 67L5 65L4 66V75H5V79H4V85L5 87L7 86V82H8V76H9ZM73 83H75V81H73ZM192 83L193 85L196 84V80L193 78L192 80ZM81 87H83V85H81ZM3 90L0 89V92H2ZM105 95H108L107 92L104 93ZM2 95H0V99H2ZM81 99H83V97H81ZM0 125H2L3 127V131L5 133H11L12 129L9 125V122L7 120L4 119V117L2 115H0ZM115 137L113 136V139H112V144L113 146H115ZM49 199H52L51 195H49ZM104 203L107 204L108 203V200L105 199L104 200ZM71 223L72 224H75L76 221L75 219H72L71 220ZM235 222L233 221V224ZM233 224H229L228 227H233Z\"/></svg>",
  "mask_w": 264,
  "mask_h": 264
}]
</instances>
